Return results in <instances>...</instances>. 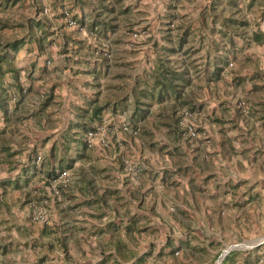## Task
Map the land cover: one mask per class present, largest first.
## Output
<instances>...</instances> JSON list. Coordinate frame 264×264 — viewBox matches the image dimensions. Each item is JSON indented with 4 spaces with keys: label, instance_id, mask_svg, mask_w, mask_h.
<instances>
[{
    "label": "crops",
    "instance_id": "1",
    "mask_svg": "<svg viewBox=\"0 0 264 264\" xmlns=\"http://www.w3.org/2000/svg\"><path fill=\"white\" fill-rule=\"evenodd\" d=\"M71 1L81 29L67 30L58 13L56 36L24 38L10 54L16 73L3 77L13 96L0 110V264H264V0L238 2L244 36H207L197 54L203 65L187 89L197 143L156 110L138 136L120 131L129 115L112 109L124 72L104 69L95 50L113 48L124 0L114 13L113 0ZM200 3L180 14L196 17ZM211 44L219 52L205 64ZM139 48L137 74L153 64L149 44ZM101 125L111 147H85ZM63 170L70 184L56 199L50 179ZM42 199L48 224L31 220L28 203Z\"/></svg>",
    "mask_w": 264,
    "mask_h": 264
},
{
    "label": "trees",
    "instance_id": "2",
    "mask_svg": "<svg viewBox=\"0 0 264 264\" xmlns=\"http://www.w3.org/2000/svg\"><path fill=\"white\" fill-rule=\"evenodd\" d=\"M18 1L20 0H0V9L6 8L7 4L14 5ZM113 1L116 4L110 5L109 12L111 13H114V5H117L120 0ZM125 1L124 29L132 34L135 31L134 26L136 24L133 17L135 15L133 9L135 8L125 6ZM164 1L165 11L162 16H159L161 27L149 33V37L142 43L150 46L149 49L153 55L152 67L149 71L137 74L134 64L125 63L124 61V77H122L124 83L121 88L124 95L120 100H117L112 109L113 112L118 109L120 112L128 113L129 118L126 123L133 129H140L139 133L133 136H138L141 133V127L138 123H143L152 115L154 110H156L157 116L162 121L160 124L180 136L184 130L182 128L183 112L192 113V96L187 93V89L203 65V60L197 54L202 51L207 36L218 34L220 37H228L231 41L230 39L234 35L244 36V33H238L236 28L243 29L247 25V19L240 16V13L236 10L240 0H201V2H204V7L196 17L192 13L180 14L185 2L192 3L193 0ZM194 1H198L197 5H201L200 0ZM224 3L226 7L220 8ZM227 6H230L229 10ZM233 7L234 9H231ZM259 16L263 18L264 12H260ZM8 24L6 20L0 19V110L5 109L8 101L13 96L10 87H4L3 84L5 74L16 73L12 66L10 54L17 53L24 44L23 39L5 41L2 30L12 28ZM78 25L81 24L78 23ZM217 25H219V28L216 31ZM33 26L40 28V23L35 22ZM111 28H114V26ZM254 40L256 43L261 41L256 35H254ZM197 44H199L198 47H196ZM102 51L104 49H96L95 53H101ZM210 51L217 54L219 45H208V56L205 64L209 62ZM112 57L111 54L109 60L100 54L96 56L104 69L112 68ZM115 57L114 63L116 64ZM227 60L226 57L224 61L226 66ZM213 62L215 63V58ZM215 68L214 75L218 76L222 69ZM117 78L119 79L121 76ZM16 85L19 93H23L20 84L17 83ZM155 105H157L156 109H154ZM102 110L103 107L99 106L92 108L90 117L92 124L94 121L100 120ZM84 146L87 147L86 144Z\"/></svg>",
    "mask_w": 264,
    "mask_h": 264
},
{
    "label": "rangeland",
    "instance_id": "3",
    "mask_svg": "<svg viewBox=\"0 0 264 264\" xmlns=\"http://www.w3.org/2000/svg\"><path fill=\"white\" fill-rule=\"evenodd\" d=\"M162 1L163 0H126L125 3L127 5L133 6L135 8V15L133 16L136 22L134 26V33L129 34V32H126L123 27L119 33H117L118 36L116 37V41H112L110 43L113 48L101 46L104 47L105 51H108L112 54L113 69H120L122 72H124V61L125 63H133L134 69H138L139 64L137 53L143 52V50L139 48L140 44L146 41V39L149 37V33L156 31L161 27L159 16L163 6ZM193 2H195L193 6H197L198 1L193 0L192 3ZM185 6L189 7L190 4L185 2ZM5 7L6 8L0 9V19L6 20L9 23L8 25L12 27L2 30L5 41H13L15 39L24 40V38L27 39L29 37L30 39H33L40 37L41 35H48L51 40L56 36L54 35L55 29H50L51 24L56 23L54 17L60 15V18L62 19L61 12L63 10H67L72 13L71 0H20L14 5L7 4ZM44 10L47 11V14H44ZM51 20H53V22H51ZM35 22L40 23L41 29L37 26H33ZM114 57L116 64L114 63ZM117 83L119 82L116 81L115 84L117 85ZM240 101L246 104L244 99ZM189 118L187 119V121H189L188 124L194 127V125L191 124V119ZM105 128L108 129L107 126H105ZM199 137L201 138L202 135H199ZM112 142L113 141L110 138V144ZM128 165L132 167L130 164Z\"/></svg>",
    "mask_w": 264,
    "mask_h": 264
},
{
    "label": "built area",
    "instance_id": "4",
    "mask_svg": "<svg viewBox=\"0 0 264 264\" xmlns=\"http://www.w3.org/2000/svg\"><path fill=\"white\" fill-rule=\"evenodd\" d=\"M44 14H47V11L44 10ZM61 16L64 22V26L66 29H81L76 20L73 18L72 13L67 10H63L61 12ZM101 55L107 59H111V53L108 51H102L101 53L96 52L95 56ZM14 100V99H13ZM242 107L245 108V103H240ZM190 117V113L187 111L183 112V129L188 136L189 140L192 143H196L198 141L199 134L197 130L190 124H188L187 119ZM120 131L124 133H130L132 135H137L140 131L139 128L133 129L128 123H124L119 127ZM85 144L87 148L92 149L95 146L96 142H99V145L103 149H108L110 147V138L107 134V129L104 125L98 126L95 130H90L85 134ZM41 158H36V164L40 163ZM127 170L132 171V168L127 164ZM70 184V177L69 173L66 170L59 171L50 179L49 189L52 193V196L56 199H60L62 196V192L67 190ZM34 193H36L34 191ZM47 201L46 199H42L39 202L31 201L28 203L29 209L31 210V220L36 223L41 224H48L49 222V211L48 207L46 206ZM256 264H263L262 260H259Z\"/></svg>",
    "mask_w": 264,
    "mask_h": 264
}]
</instances>
